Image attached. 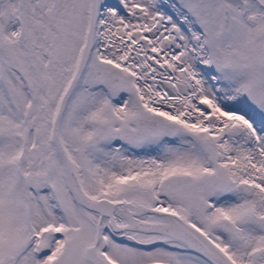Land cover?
Wrapping results in <instances>:
<instances>
[{"label": "snow or ice", "instance_id": "1", "mask_svg": "<svg viewBox=\"0 0 264 264\" xmlns=\"http://www.w3.org/2000/svg\"><path fill=\"white\" fill-rule=\"evenodd\" d=\"M0 264H264V0H0Z\"/></svg>", "mask_w": 264, "mask_h": 264}]
</instances>
